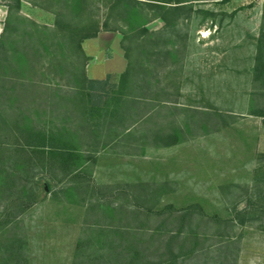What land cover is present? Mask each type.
I'll list each match as a JSON object with an SVG mask.
<instances>
[{
	"label": "rangeland",
	"instance_id": "obj_1",
	"mask_svg": "<svg viewBox=\"0 0 264 264\" xmlns=\"http://www.w3.org/2000/svg\"><path fill=\"white\" fill-rule=\"evenodd\" d=\"M111 1L73 11L116 28L82 43L90 104L34 27L74 0H0V264H264V0Z\"/></svg>",
	"mask_w": 264,
	"mask_h": 264
},
{
	"label": "trees",
	"instance_id": "obj_2",
	"mask_svg": "<svg viewBox=\"0 0 264 264\" xmlns=\"http://www.w3.org/2000/svg\"><path fill=\"white\" fill-rule=\"evenodd\" d=\"M123 3L122 8L120 12V19L125 21V25H133L134 22L144 21L143 15L137 10L135 4L136 0H112L109 5L110 9L112 10L117 9L119 7V3ZM163 3H168L166 0H149L148 4H152L155 7L163 8ZM80 2L79 0H74L72 4V9L70 13H63V12H57L56 13V20H55V29L46 28V27H39L37 24H34L36 33H39L38 39L39 41H42L43 39H50L55 38L59 35V31L61 32V37L66 41L68 44V48L71 54L72 62H71V73H72V85L74 88L78 90H86L89 92H86L87 102L92 104L91 98L93 97L92 93H90V90L95 89V87L92 86L93 82L90 80L85 72V62L86 56L83 53L82 49V43L87 39L95 38L98 33L101 30L104 31H114L116 28H110L107 23H103L100 25L96 21L88 20L85 22H81L73 15V11H78L80 9ZM72 13V14H71ZM12 17V13H9L7 18V24L8 21H10ZM128 17V18H126ZM263 17H264V5H263ZM19 19L25 20L22 16H20ZM128 19V20H126ZM159 19L164 21V18L159 17ZM82 23H85L84 25H80ZM143 25V24H142ZM133 27V26H132ZM143 31V30H142ZM136 37H140L139 33L135 34ZM32 36V35H30ZM53 36V37H49ZM262 38L264 41V27H263V33ZM6 49L4 48L3 40H0V58L5 54ZM129 57V56H127ZM264 56L259 55L258 60L261 62V65L257 66L256 68V75L255 78L262 79V85L264 86ZM261 60V61H260ZM259 67V68H258ZM96 96V95H95ZM101 98V97H100ZM250 115H254L257 117H261L264 119V110H250ZM28 137V136H27ZM34 138V137H33ZM35 139H39V141L31 142V146L39 147L38 149H44L46 153H50L51 155H57L59 157H62V154L55 153V151H58L57 146L52 144H47V137H41L37 136ZM173 143V142H171ZM29 144V143H28ZM170 144V142L168 143ZM57 149V150H56Z\"/></svg>",
	"mask_w": 264,
	"mask_h": 264
}]
</instances>
